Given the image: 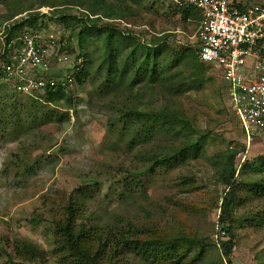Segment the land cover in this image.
Instances as JSON below:
<instances>
[{"label":"rangeland","instance_id":"374dc122","mask_svg":"<svg viewBox=\"0 0 264 264\" xmlns=\"http://www.w3.org/2000/svg\"><path fill=\"white\" fill-rule=\"evenodd\" d=\"M112 12L123 15L107 18ZM35 15L36 21L41 15L48 19V32H59L67 39V60L61 65L52 62L49 74L64 79L85 60L90 63L89 76L81 85L68 84L70 102L54 105L45 102V90H21L5 75L0 78V248L12 260L0 253V264L86 263L75 262L66 240L56 236L58 226L67 219L71 197L83 205L75 220L77 228L96 226L104 229V237L105 227L132 222L140 240L151 232L197 237L206 247L203 258L194 264H227L219 251V240L226 238L218 221L226 191L220 178L228 151L236 155L235 182L239 185L231 264H264V193L253 190L255 184L264 185V134L250 139L243 134L218 69L205 65L206 86L181 95L145 80L117 79L105 87L103 71H96L103 54L102 39L79 44L80 25L71 30L55 20L65 16L96 21L101 28L110 25L143 46L153 47L152 42L161 39L169 47L166 59L183 49L196 52V19L182 20L164 0H0V55L6 30ZM25 29L34 30L24 26L14 35ZM77 56L81 57L76 60ZM127 104L147 111L170 108L183 113L194 129L185 131L188 135L208 137L200 154L169 171L161 169L142 177V184L130 179L131 174L142 173L143 157L175 152L184 145L185 134L162 132L149 140L140 139L137 127H125L120 119V110ZM87 185H97V193L85 194ZM16 249L22 250L20 254ZM34 250L37 256L32 255ZM117 264L148 263L127 254Z\"/></svg>","mask_w":264,"mask_h":264},{"label":"trees","instance_id":"16d2710c","mask_svg":"<svg viewBox=\"0 0 264 264\" xmlns=\"http://www.w3.org/2000/svg\"><path fill=\"white\" fill-rule=\"evenodd\" d=\"M175 11L180 14L184 21L189 18H194L196 21L200 19L199 12L192 8L185 10L175 9ZM38 15L25 19L12 30L7 29L5 46L9 45L13 38L18 37L20 33L17 36L14 33L24 26H27V28L33 27L34 30L38 31H48V19L41 15L42 17H39L38 21H36L34 17ZM122 15V12H112L107 14V18L117 19L122 17ZM56 19L61 21L65 28L71 30L80 25V31L76 35L79 44L94 37L102 39L103 54L96 71L99 73L103 71L104 80L102 83L105 87L108 84H114L117 79H130L134 83L145 80L150 85L160 83L167 91L181 95L190 91H201L207 84L208 77L205 64L201 63L196 53L189 49H183L180 53L169 55V57L164 59L169 47L161 39L153 41V47L143 46L140 42L131 41V39L117 32V29L110 25L101 28L98 27L96 21L89 20L88 22L90 23H86L82 19L75 17L57 16ZM71 20L73 21L72 23H70ZM80 57L77 56L76 60ZM83 57L86 58L87 55L84 54ZM89 67V61L84 60L79 71L73 74L75 85H81L88 78ZM0 78H3L1 73ZM44 99L48 105L71 101L66 88L60 84L53 88H46ZM120 119L125 127L132 128L136 126L140 139L149 140L154 135L162 132L174 135L185 134V142L181 148L167 154L149 153L143 157L142 162L145 167L140 175H133L128 172V174H131L130 179H137L139 184L143 183L142 177L152 176L157 170L169 171L180 162H184L189 158H196L208 138L204 135H196L194 138L188 135L189 133L185 131H193L192 124L183 113L170 108H165L162 111H147L133 108L127 104L123 105L120 110ZM227 154L222 166V175L220 174V182L226 191L222 196L221 214L218 221L220 231L226 239H220L218 243L222 258L226 260L227 264H231L232 254L236 249L232 232V223L234 222L233 209L239 201V185L235 182L236 169L234 167V159L236 155L232 151H228ZM123 184L127 186L125 182ZM87 186L85 194L97 193V185ZM253 190H259L260 193H264V185L255 184ZM126 191H128V188H126ZM129 191L131 192L130 196H134L133 189H129ZM145 195V191L141 190V196ZM82 207L81 200L71 197L66 208L67 219L65 224L59 225L56 233V236L66 240L68 244L66 248L75 262H80L81 260V262H86L81 264H117V262H122L127 257V254H134L148 264H194L204 256L206 245L200 238L179 235L170 236V234L151 232L152 234L149 237L140 240L137 238L138 229L132 222H126L123 225L117 224L116 227H105L104 237V229H96V226L86 227L84 230L82 229L83 226L77 228L75 220L78 214L83 212ZM21 251L16 249L18 254ZM34 251L32 255L37 256L36 250ZM0 253H4L11 260L10 255L3 248H0ZM192 253L194 257L189 260L192 257ZM105 261L106 263H104ZM12 264L21 263L12 262Z\"/></svg>","mask_w":264,"mask_h":264},{"label":"built area","instance_id":"2783aa9c","mask_svg":"<svg viewBox=\"0 0 264 264\" xmlns=\"http://www.w3.org/2000/svg\"><path fill=\"white\" fill-rule=\"evenodd\" d=\"M168 1L199 11L198 60L218 69L247 139L264 134V0H248L242 6L237 0ZM67 46L59 32L25 29L4 47L0 71L21 90L42 91L57 84L67 88L74 84L81 63L64 79L49 74L52 62L61 65L67 60Z\"/></svg>","mask_w":264,"mask_h":264},{"label":"crops","instance_id":"0c3cea01","mask_svg":"<svg viewBox=\"0 0 264 264\" xmlns=\"http://www.w3.org/2000/svg\"><path fill=\"white\" fill-rule=\"evenodd\" d=\"M164 1H166L168 4H170L172 7H174V9H179V10H185V9H187V8H179V7H177V6H174L171 2H169L168 0H164ZM237 2L239 3V5H244L245 3H247L248 2V0H237ZM192 9H194V8H192ZM194 10H196V9H194ZM197 11V10H196ZM199 12V11H198ZM180 15V14H179ZM199 15H200V13H199ZM200 20H201V15H200V19H199V21H197L198 22V26H199V23H200ZM198 29V28H197ZM196 55H197V57H198V48H197V50H196ZM223 83V82H222ZM224 84V83H223ZM224 87H225V85H224ZM225 90H226V88H225Z\"/></svg>","mask_w":264,"mask_h":264}]
</instances>
